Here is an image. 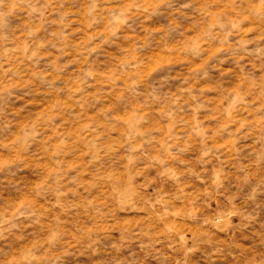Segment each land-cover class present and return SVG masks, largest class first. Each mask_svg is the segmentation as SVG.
Segmentation results:
<instances>
[{"label": "rangeland", "instance_id": "1", "mask_svg": "<svg viewBox=\"0 0 264 264\" xmlns=\"http://www.w3.org/2000/svg\"><path fill=\"white\" fill-rule=\"evenodd\" d=\"M220 16L213 0H0V229L24 224L25 243L57 217L91 228L77 205L103 191L102 171L136 162L145 128L158 130L159 143L145 146L153 155L179 148L195 161L202 137L214 134L209 145L225 171L248 163L259 146L249 121L260 119V100L258 91L243 95L241 79H264V40L229 32L225 53ZM161 170L167 178L158 184V170L148 172L147 191L162 209L169 196L202 188L182 187L175 167ZM234 203L242 212L243 193ZM26 210L37 215H16Z\"/></svg>", "mask_w": 264, "mask_h": 264}, {"label": "clouds", "instance_id": "2", "mask_svg": "<svg viewBox=\"0 0 264 264\" xmlns=\"http://www.w3.org/2000/svg\"><path fill=\"white\" fill-rule=\"evenodd\" d=\"M213 2L221 9L222 26L216 25V38L222 51L230 49L223 38L229 32L244 36L253 33L264 40V0ZM255 68L253 65L250 71ZM246 83L243 95L258 91L260 100V119L249 121L250 128L257 132L259 146L248 163L237 162L232 165L234 171H225V162L218 161L214 145H209L214 134L202 137V155L195 161H185L184 150L179 148L175 155L167 147L153 155L145 146L153 140L159 143L152 136L158 130L145 128L136 162L120 173L102 171L96 184L98 191H103L90 202L77 205L85 210L91 228L85 224L66 226L57 217L55 222L41 225L44 234L38 239L21 243L24 224L4 227L0 229V264H264V79L253 85L245 74L241 84ZM240 103L243 107L245 101ZM168 140L172 141L169 147L177 143L174 137H168L166 144ZM18 148L21 153L27 151L26 145ZM213 160L218 163L213 164ZM164 167H175L174 176L185 177L182 187L199 182L201 190L194 189L191 194L181 190L179 195L169 196L162 209L156 195L147 191L152 186L147 174L158 170V184L167 178L161 170ZM138 174L145 177L143 183L138 182ZM233 187L236 193L230 191ZM240 193L242 212L234 203ZM214 200L218 201L215 209L211 208ZM65 211L67 208L61 209V214ZM16 215L36 216L37 212L26 210ZM127 216L143 219L125 223ZM233 216L238 223H232ZM17 227L19 233L11 230Z\"/></svg>", "mask_w": 264, "mask_h": 264}]
</instances>
